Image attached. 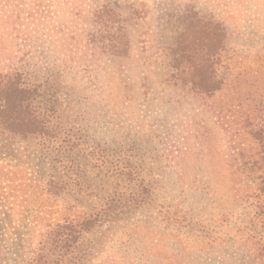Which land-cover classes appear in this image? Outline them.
Listing matches in <instances>:
<instances>
[{
  "label": "trees",
  "instance_id": "1",
  "mask_svg": "<svg viewBox=\"0 0 264 264\" xmlns=\"http://www.w3.org/2000/svg\"><path fill=\"white\" fill-rule=\"evenodd\" d=\"M187 20L200 34L191 40L181 34L173 47L162 51L165 64L159 84L151 78L153 65L143 64V85L155 92L149 104L161 98L169 105L156 119L170 118L171 123L164 125L162 136L156 125L136 128L129 142L142 145L137 156L123 150L130 135L123 108L109 99L94 108L65 110L64 85L50 78L76 64L87 74L83 76L91 97L99 95L105 74L113 72L104 60L121 68L132 55L123 18L93 16L95 29L87 34L85 49L79 54L71 47L60 51L61 70L30 68L24 57L0 61V230L17 224L20 264H82L92 253L90 234L150 203L161 211L162 218L156 220L160 227L151 229L149 220L124 224L116 239L119 248L132 245L142 257L158 248L154 264H216L213 257L220 259L218 264H264V91L250 82L230 85L218 75L228 33L224 25L198 15ZM102 109L109 117L103 114L105 120H110V148L93 139L92 123L99 116L93 111ZM215 131L224 135L227 157L217 165L212 157L195 158L209 175L224 180V191L217 190L199 168L189 175L183 165L191 151L185 144L191 142L197 153H208L210 147L203 142ZM87 134L93 136L91 145ZM241 137L244 141L236 140ZM154 145V150L149 148ZM15 152L24 163L14 160ZM149 153L152 157H146ZM150 163L156 175L173 182L172 191L157 195L158 178L146 173L145 164ZM222 164L223 173L218 171ZM17 173L25 174L23 183L29 191L40 192L47 207L11 206L8 184ZM197 202L207 212L195 214L191 208Z\"/></svg>",
  "mask_w": 264,
  "mask_h": 264
},
{
  "label": "rangeland",
  "instance_id": "2",
  "mask_svg": "<svg viewBox=\"0 0 264 264\" xmlns=\"http://www.w3.org/2000/svg\"><path fill=\"white\" fill-rule=\"evenodd\" d=\"M95 15H118L124 19L125 30L131 39L132 55L124 59L121 68L115 67V61L111 59L104 60L113 72L108 71L105 74L103 86L100 87L101 93L93 97H91L92 92L86 89L87 74L81 73L80 67L76 64L67 68L60 76L54 74V77L50 78L61 81L64 85L65 98L62 103L65 110H77L78 106L94 108V106H101L104 102L108 103L109 99L115 107L123 108L122 114L126 112L130 132L129 138L124 140L127 144H124V153L139 155L136 149L141 148L142 145L129 142L134 137L136 128L138 130L141 125H146L145 123L156 125L159 126L162 136L166 129L164 125L171 123L170 118H163L162 121L156 119L159 115L161 118L165 115L169 105L161 98L152 100L149 104L155 92L152 86L143 85L145 84V80L142 79L145 70L143 64L146 65L147 61L148 64L153 65L154 72L151 78L154 81L156 79L159 84L165 64V55L162 51L173 47L175 40L180 39L181 34L188 40L200 34L201 30L194 31L188 26L187 19L192 15L220 22L227 29L226 47L217 65L218 75L224 77L230 85L240 86L244 82H250L252 87L255 84L254 86L264 91V0H0V61H17L20 57H24L28 60L25 61L30 68L39 67L42 72L49 68L61 70L60 65L63 61L59 59L60 51L63 53L66 48L71 47L72 51H78L79 54L85 49L87 34L95 29L92 21ZM70 35L74 37L71 38ZM145 54L151 57L148 56L146 59ZM75 61L77 57L73 62ZM84 63L88 65L90 61ZM167 90L176 92L172 87H168ZM227 94L228 92L225 95ZM106 96L108 97L106 101L100 99ZM185 111L189 109L186 108ZM93 114L99 115L92 123V130L95 129L94 141H101V144L112 147L110 138L113 135L110 132V120L106 121L103 117L105 114V117L109 119L106 109L94 110ZM146 119L149 120L146 121ZM121 121L124 120L121 118ZM231 124L233 129L235 124ZM92 137L90 134L85 137L88 145L92 144ZM236 140L241 142L244 138ZM1 141L0 145L3 142ZM205 141L203 143L210 147V151L205 153L203 149L204 154L191 149V142L188 145L185 144L191 151H187L183 165L185 170L190 172L189 175L196 171L194 168H199L201 175L207 179L211 177L210 182L216 186L217 190L224 191V180L214 174L209 175L207 168L203 164H197L195 158L212 157V161L216 165L219 164L221 157H227L228 153L224 151V143H226L224 135L215 131L214 137L209 136L206 143ZM154 147L155 145L149 146L153 150ZM12 157L17 162H25L20 152H15ZM146 157L152 156L149 153ZM153 166L152 163L145 164L147 175L158 178L155 183L157 195L160 192L172 191L173 182L156 175L152 169ZM86 169L89 170L90 167ZM155 171L159 172L157 168ZM218 171L224 172L223 164ZM24 175L22 173L21 177L20 173H17L15 180L12 174L8 184L11 206L15 208L47 207L45 197L38 194L40 192L33 193L27 189L23 183ZM155 206L150 203L144 207L132 208L123 213L118 220L112 221L108 227L100 228L96 233L90 234L92 253L81 263L154 264L158 248L148 256L142 257V251L134 250L132 245L127 244L124 249L119 248L116 239L121 227L128 222L145 223L149 220L150 223L147 225L151 229L160 227L156 220L162 218V214L159 207ZM191 209L195 214L207 212L201 202L193 204ZM56 215L55 213L54 216ZM20 237L16 223H9L0 230V262L21 263L20 253L15 250L16 241ZM168 252L169 248L162 255ZM225 259H229L227 254ZM219 260L217 257L212 259L216 264Z\"/></svg>",
  "mask_w": 264,
  "mask_h": 264
}]
</instances>
